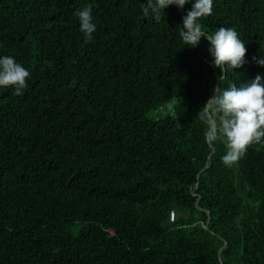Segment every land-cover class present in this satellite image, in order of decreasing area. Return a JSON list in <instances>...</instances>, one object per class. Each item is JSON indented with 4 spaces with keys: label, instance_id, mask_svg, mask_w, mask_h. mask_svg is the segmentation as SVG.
<instances>
[{
    "label": "trees",
    "instance_id": "1",
    "mask_svg": "<svg viewBox=\"0 0 264 264\" xmlns=\"http://www.w3.org/2000/svg\"><path fill=\"white\" fill-rule=\"evenodd\" d=\"M0 264H264V0H0Z\"/></svg>",
    "mask_w": 264,
    "mask_h": 264
},
{
    "label": "water",
    "instance_id": "2",
    "mask_svg": "<svg viewBox=\"0 0 264 264\" xmlns=\"http://www.w3.org/2000/svg\"><path fill=\"white\" fill-rule=\"evenodd\" d=\"M185 18H186V22H187V24L190 25V23H189L188 18H187L186 15H185ZM217 48L219 49V46H218V45H217Z\"/></svg>",
    "mask_w": 264,
    "mask_h": 264
},
{
    "label": "built area",
    "instance_id": "3",
    "mask_svg": "<svg viewBox=\"0 0 264 264\" xmlns=\"http://www.w3.org/2000/svg\"><path fill=\"white\" fill-rule=\"evenodd\" d=\"M171 216H172V218L174 217V212H172V215Z\"/></svg>",
    "mask_w": 264,
    "mask_h": 264
},
{
    "label": "rangeland",
    "instance_id": "4",
    "mask_svg": "<svg viewBox=\"0 0 264 264\" xmlns=\"http://www.w3.org/2000/svg\"><path fill=\"white\" fill-rule=\"evenodd\" d=\"M176 216V214L174 215V217Z\"/></svg>",
    "mask_w": 264,
    "mask_h": 264
}]
</instances>
